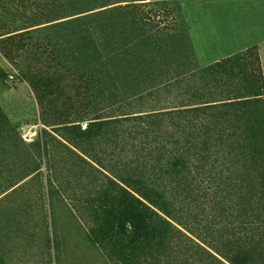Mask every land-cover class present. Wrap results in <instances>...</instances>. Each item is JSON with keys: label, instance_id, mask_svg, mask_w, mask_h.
<instances>
[{"label": "rangeland", "instance_id": "rangeland-1", "mask_svg": "<svg viewBox=\"0 0 264 264\" xmlns=\"http://www.w3.org/2000/svg\"><path fill=\"white\" fill-rule=\"evenodd\" d=\"M0 36V264H121L91 236L146 124L117 119L217 98L199 72L252 47L264 78V0H0Z\"/></svg>", "mask_w": 264, "mask_h": 264}, {"label": "trees", "instance_id": "trees-1", "mask_svg": "<svg viewBox=\"0 0 264 264\" xmlns=\"http://www.w3.org/2000/svg\"><path fill=\"white\" fill-rule=\"evenodd\" d=\"M14 38L0 42L11 60L21 49ZM259 56L252 47L202 69L201 79L235 81L217 91V98L117 119L146 124L130 132L135 155L126 188L114 183L116 202L103 193L92 203L96 225L91 236L121 264H264V78ZM28 82L36 86L34 80ZM95 126L90 123L82 133ZM199 221L206 222L201 229ZM194 229L211 236V243ZM176 257H181L178 263Z\"/></svg>", "mask_w": 264, "mask_h": 264}]
</instances>
